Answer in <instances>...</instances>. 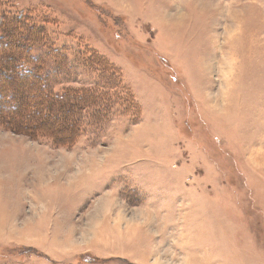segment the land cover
Returning a JSON list of instances; mask_svg holds the SVG:
<instances>
[{
	"label": "rangeland",
	"instance_id": "1",
	"mask_svg": "<svg viewBox=\"0 0 264 264\" xmlns=\"http://www.w3.org/2000/svg\"><path fill=\"white\" fill-rule=\"evenodd\" d=\"M0 86V264H264V0H0Z\"/></svg>",
	"mask_w": 264,
	"mask_h": 264
},
{
	"label": "trees",
	"instance_id": "2",
	"mask_svg": "<svg viewBox=\"0 0 264 264\" xmlns=\"http://www.w3.org/2000/svg\"><path fill=\"white\" fill-rule=\"evenodd\" d=\"M27 78L30 80V76H28V75L22 76L20 79L24 80V79H27ZM42 80L43 79H41V77L38 76L35 79H33V83L35 82L37 84V87H39L40 85H41V87H43L44 83H43ZM5 95L6 94H3V92L1 91V86H0V111H6V107H7V108H9V111H12V113L14 115L22 114L21 117L15 116L16 120H21L20 118L23 117L25 119L24 121L26 123H28V125H30V126H35L38 123H45V124L53 123V122H50V121L48 122L49 119L48 120L39 119V118H35V119L33 118L32 119L31 114L29 112H25V110H21L20 111V109L17 110V108H15V107L11 108L14 105L13 102L9 105V107L6 106V104H7L6 100L7 99L5 98ZM33 99L32 100L31 99H27V103H28L27 107H28V109H29L30 105L34 108V109L30 108V110H34V111H36V113L40 112V110H42V109H46V110H48V112L50 113V116H52L54 120H58V121L59 120H63V123H67L68 122V117L66 118V115H67V113L70 110H69V107H68V105L66 103H63V102L59 103L57 101H51V104L47 105L46 101L43 99L41 93H39V92L36 93V96L33 97ZM52 106H53V109L55 108V111L53 109H51ZM9 114H11V113H9ZM38 117H39V115H38ZM69 125H71V124H67V128L69 127Z\"/></svg>",
	"mask_w": 264,
	"mask_h": 264
}]
</instances>
